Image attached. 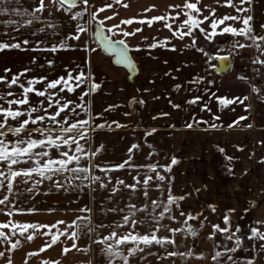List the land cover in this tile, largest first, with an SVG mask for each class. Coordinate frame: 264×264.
Returning <instances> with one entry per match:
<instances>
[{"label":"crops","instance_id":"crops-1","mask_svg":"<svg viewBox=\"0 0 264 264\" xmlns=\"http://www.w3.org/2000/svg\"><path fill=\"white\" fill-rule=\"evenodd\" d=\"M233 2L238 3V0ZM37 3L38 0H19L18 5L11 6L31 10ZM105 3L113 4L112 9L98 12L100 19L105 16L112 17L104 21L105 25L110 27L119 24L120 28L128 32L141 29L129 36H124L115 29L111 32L108 28L103 29L114 42L123 40L127 44L136 68V75L132 80L129 71L116 65L114 58L103 52L94 42L92 25L98 22L90 19V13L103 7ZM184 3L185 0H121L119 4L115 0H90L89 11L84 13L82 18H74V13L80 10L81 5L65 11L66 7L60 8L58 1L45 0L44 11L38 13L40 18L34 19L31 25L26 26L11 23L21 20V17L0 13V43L21 44L19 48L0 49V76L7 78L0 81V96H5V99L0 100V105L8 107L7 100L19 98L22 92L19 84L10 85L7 82L13 76H19V81L27 86L28 80L33 77L44 76L51 80L65 76L69 71H72L73 75L84 71L86 75H91L100 87L78 102L91 112L90 123L94 122L93 127L96 124L104 125L90 132V139L85 144V151L96 152L92 163L101 167L111 166L127 161L131 155L130 163L133 165L157 166L155 171L147 167L126 166L109 171L106 175L94 167L92 172L104 178L105 183H108L107 176L112 178L106 188H100L98 183H91L89 186L90 182L87 180L69 183L56 174L52 179L33 174L32 179L26 182L17 178L10 195L13 204L0 205V208L5 209L0 211V222L11 220L55 225L51 231L56 232L57 229L63 230L78 216L91 215L90 224L81 223L77 241V248L90 246V250L84 252L71 248L73 241L65 234L58 238L55 245L40 252L41 247L50 243V236L41 235L49 229L38 230L33 239L28 240L27 236L32 232L29 229L24 235L17 233L11 237L13 241L20 240V244L12 251H6L11 244L0 238V251L5 252V257H0V264H6V258L9 257L12 264H44L46 261H54L56 264H89V261L91 264H107L105 258L99 255L101 246L92 241L97 239L96 232L107 235L115 226L114 222H119L121 216L127 212L125 209L124 213H114L110 209L124 208L128 203H135L137 207L148 204L146 213H136L138 220H145V223L136 229L140 233L152 231L157 221L149 219V216L163 211L164 207L168 206L171 211L166 212L159 220V223L166 227H161L157 235L172 236L176 241L175 244H153L146 247L142 254L130 258L132 264H215L211 256L216 251H223L222 246L232 247L235 244V239L228 240L227 234L216 232L212 227H225V215L230 217L233 231L238 217L250 218L246 222L249 224L243 226L240 232L242 242L245 243L241 261H238L239 256L235 253L227 255H233L236 264H246L248 260H253V264H264V241L253 238L250 231L252 227L264 231V225L257 224V221H264V78L244 81L233 70L218 73L215 71L219 66L218 59L213 60L205 55L208 52L215 58L217 54L227 55L231 52L229 58L246 55L264 59V42L257 41L262 44L261 49H257L253 41L230 33L218 34L212 40H207L199 29L194 30L192 36L180 38L174 35V30L186 16L182 14L172 19L175 12L181 11V8L170 6H183ZM198 7L202 10L201 18L213 9L217 18L224 15H251L253 20L250 23L254 31L264 35V28L261 27L264 25V0H250V4L244 5L249 7L250 11L242 14L226 4L225 0H200ZM169 14L171 17L168 20L152 21L151 25L145 19ZM133 17L136 19L130 25L120 23L122 19ZM168 23L172 24L171 29L165 27ZM225 23L242 27L241 21ZM78 26L86 27L87 31L78 33ZM201 26L208 29L209 21H204ZM76 36L80 39H75ZM200 36L202 42H205L204 45H199ZM193 37L195 46H192ZM24 40L29 43L23 44ZM215 40V43L221 46L209 47ZM237 42L247 46L234 48L233 45ZM61 43L65 47L60 48ZM153 43L157 46L149 47ZM53 45L57 46L55 52L51 51ZM200 49H203V52ZM236 50H240V54H235ZM50 60L52 64L48 63ZM213 64L217 67H212ZM6 69L8 71H5ZM229 72L231 73L227 76ZM201 77L203 79H200ZM252 85L261 87L259 95L252 90ZM34 87L42 89L44 82L37 83ZM81 88L87 92V83L82 84ZM8 92L14 95L6 96ZM68 95L73 96L72 93ZM245 96L248 99L243 103L234 102L229 105H223L217 99ZM195 97L200 99L190 103ZM42 99L35 93H29V101L33 105ZM246 105L250 107L246 108ZM77 111L82 118L88 119L87 112L79 109ZM240 117L246 119L240 120ZM233 121L238 123L233 124ZM188 124L192 127H187ZM213 124L216 126L212 127ZM133 144L138 145V148L129 153L128 149ZM221 148L224 152L219 150ZM45 151H50L53 158L58 155L56 149ZM228 156L233 159H227ZM173 158L178 161L176 164L171 163ZM253 158L256 161H251ZM46 159L47 157L42 158V162ZM86 162L87 158L82 157L81 164ZM33 164L34 161H28L27 164L16 167H28ZM156 173L164 175L166 179H155ZM137 174L140 177L145 174L154 177L146 189L148 197L143 196L145 189L142 185H138L135 191L125 188L124 185H116L118 179L124 180L126 184L134 183L133 177ZM57 181L63 187L57 188ZM156 184L161 187L156 188ZM113 185L120 189L118 193L110 192ZM5 194L7 193L0 190V198ZM169 194L184 198L167 205ZM150 200H157L161 206L153 210ZM85 205L92 208L91 214L79 211ZM13 207L25 211L13 212V216L9 217L7 211ZM29 208L35 211H27ZM231 209L234 211H230ZM181 212H184L185 216H181ZM188 213L193 217L206 218L210 222L203 230L195 229V235L184 223ZM58 221L65 223L57 224ZM100 223L107 227L96 228L95 232L88 233V227L95 228ZM128 227L124 225L117 231L122 233L127 231ZM167 228H179L181 231L173 234L167 231ZM3 231L10 235L13 229L5 228ZM213 232L216 234L210 239L209 234ZM65 247L69 248L67 253L63 252ZM141 247L144 246L141 244ZM172 251H191L192 255L168 256L167 253ZM200 253L204 254V259L199 258ZM114 264L122 262L117 258Z\"/></svg>","mask_w":264,"mask_h":264},{"label":"snow or ice","instance_id":"snow-or-ice-1","mask_svg":"<svg viewBox=\"0 0 264 264\" xmlns=\"http://www.w3.org/2000/svg\"><path fill=\"white\" fill-rule=\"evenodd\" d=\"M117 4L121 3V0H115ZM200 0H196V2H191V0H185L183 6L175 5L170 7L181 8V11L175 12L176 17H180L182 14L186 16V19H183L179 22V26L174 30V35H178L180 38L184 36H192L193 31L199 29L200 33H203L207 40H212L218 34L230 33L232 35H241L246 37L247 39L253 41L255 47L257 49H261L262 44L257 43L264 42V35L257 34L252 24L250 23L253 20V16L251 15H224L222 17H215V9H213L208 15H203L201 18V8L198 7ZM90 0H59L60 8H64L65 5L68 8H65V11H70L71 9L77 8L78 5H81L79 11L74 13V18H82L84 13L89 11L88 5ZM225 3L229 6L235 8L237 13H246L250 11L249 7H244V5L250 4V0H238V3H234L233 0H225ZM13 4H19V0H0V13L4 14H14L16 16L21 17L19 21H11L12 24L18 26H26L31 25L34 19H39L38 13H42L45 9V0H38L37 6L29 10L28 8H22L19 6L12 7ZM127 7V4L124 5ZM112 3H105L103 7L93 10L90 13V19L97 21L99 27L96 29L95 35L102 41L105 42L108 48H111L115 51L118 57V63L127 64L130 69H134V63L129 59L128 53L124 48H118L115 46V42L112 40L111 36L103 33L101 30L104 28H108V31L111 32L113 29L120 31L124 36L134 35L135 32L141 31L140 28L135 29V32H128L124 29L120 28L119 24H113L110 27L105 25L104 21L109 20L111 16H105L102 19L98 18V12H103L105 9H112ZM147 11V9H145ZM195 13V14H194ZM30 17V18H29ZM171 17L169 15H158L153 16L150 19L145 18L149 25H151L152 21H162L168 20ZM211 17V19H210ZM136 18H128L122 19L120 21L121 24L130 25ZM204 21H209L208 29H205L201 25ZM226 21H241L242 27H235L232 24L225 23ZM143 22V21H141ZM223 25V27H221ZM51 27V25H49ZM165 27L172 28V24H165ZM264 28V25H261ZM183 29H187L183 31ZM43 31V29H41ZM76 31L78 33H84L87 31L86 27L78 26ZM75 39H80L79 36H76ZM146 39V38H145ZM28 40H24L23 44H28ZM120 44H124L125 48H127V44L123 40L119 41ZM195 38L193 37L192 46H195ZM21 46L20 43L8 44V43H0V49L4 48H19ZM157 45L155 43L150 44L149 47L155 48ZM247 45L241 44L237 42L233 45L234 48H244ZM60 48L65 47L63 43L59 45ZM174 47V46H173ZM57 50V46L53 45L51 51L55 52ZM203 52V49H200ZM205 55H208L205 53ZM231 56V52H228L227 55H219L215 57V59L221 61H227ZM49 64L53 62L48 61ZM253 63H258L260 65H264V59L257 57ZM212 67H217L216 65H211ZM220 70V69H217ZM5 71H8L7 69ZM25 71H28L25 69ZM241 79H246V77L241 76ZM7 78L4 76H0V81H5ZM200 79H203L202 77ZM10 85L19 84L22 92L19 94V98L8 99L7 104L8 107H4L0 105V190H3L7 194L3 195L0 198V205H12L13 201L10 200V195L13 193L14 183L17 178H20L22 182H26L27 180L32 179L33 174H37L40 177H47L48 179H52V176L57 173H71V177H65V180L71 183L74 180H87L89 181V186L91 183H98L100 188L108 187V184L111 183V177L107 176L108 183H105V179L100 175H95L92 172V169L98 168L105 175L112 170L122 169L126 166L128 167H147L151 171H155L156 165H133L130 163L132 157L131 155L128 157V160L123 163H117L111 166L101 167L99 164H93L92 158L96 155V152L93 151H85V144L90 139L89 133L94 132L96 128L104 127L102 124H96L93 127L92 115L91 112L85 105L80 104L78 101L83 99L84 96L95 92L100 85L95 82L91 75H86L84 71H78L76 75H73L72 71L67 72L65 76H59L58 78L48 80L47 77H33L28 80L27 86L24 83L19 81V76H13L10 81H7ZM44 82V87L42 89H38L34 87L37 83ZM87 83L88 91L85 92L83 88H81L82 84ZM179 87V85H177ZM79 89V91H77ZM252 90L256 92L258 95L261 93V89L252 85ZM29 93H35L37 97H42L35 105L31 104L29 101ZM68 93H72L73 96H69ZM12 92L6 93V96H13ZM75 97V98H74ZM5 99V96H0V100ZM200 97H195L190 103H195L196 100H199ZM219 102L223 105H229L234 102L243 103L244 100L248 99L247 96L240 98L235 97L229 99L227 97H217ZM12 105H21L26 106L24 108H13ZM111 107V106H110ZM174 107H179V105H174ZM205 107H207L205 105ZM250 107V105L245 106ZM51 109V111H49ZM81 110L88 113V119H84L80 116L79 111ZM210 111V109H209ZM219 119V117H216ZM240 120L246 119V117H240ZM11 121V122H10ZM238 123V121H233V124ZM119 126V125H118ZM216 125L213 124L212 127ZM232 125H229L231 127ZM251 125H249L250 127ZM187 127H192L191 124H188ZM154 132L155 129H152ZM150 134V133H149ZM81 141H84L82 144ZM264 143V142H262ZM74 146V151H73ZM138 148V145L133 144L129 149V153H132L133 149ZM39 149V151H38ZM45 149H56L58 150V155L53 158L50 151H45ZM221 152H224V149H219ZM47 157L46 160L42 158ZM86 157L87 162L85 164H81V158ZM227 159L231 160L233 157L228 156ZM28 161H34L32 166L28 167H16L22 164H27ZM178 161L173 158L171 163L176 164ZM70 165H74L70 167ZM154 177L152 175L145 174L143 177H140L139 174L133 177L134 183H125L124 180L118 179L116 181V185H124L125 188L135 191L138 185H142L145 189L143 191V196L148 197V191L146 190L149 186L150 182L153 181ZM155 179L159 181H164L166 177L164 175H160L156 173ZM42 182V181H38ZM113 185L110 188V192L115 194L120 191V189ZM79 188V185H74ZM56 187H63L59 181L56 182ZM156 188H160V184L155 185ZM31 191V189H28ZM184 197H175L171 194L167 196V205H172L174 202L182 200ZM151 205L153 206V210L155 208H159L161 205L157 200H150ZM178 206V205H177ZM125 209H127L126 214L122 215L119 222H114V227L111 231L108 232L107 235H102L100 232H96L97 239L93 240L92 243L99 244L100 250L99 255L103 256L107 262V264H114L117 258L122 262V264H132L130 258L136 257L139 254H142L146 247L156 244V245H164V244H175L176 241L172 236L166 235H157L159 229L161 227H166L159 223V220L164 217L166 212H170L171 209L168 206H165L163 211L159 213H153V215L149 216V219L156 220L157 223L152 231H145L144 233H140L136 231L137 227L141 224L145 223L143 218L137 219V212H147L148 204H142L140 207H137L135 203H128L124 208H111V212H120L124 213ZM214 210V208H213ZM0 211H5V209L0 208ZM24 209L19 207H13L12 210L7 211V215L9 217L13 216V212H23ZM27 211L32 212L35 209H27ZM81 212H88L91 214L92 208L85 205L84 208L79 209ZM230 211H234L231 209ZM247 211V210H246ZM181 216H185L184 212L180 213ZM175 219V217H172ZM195 219L188 213L185 218V225H187L188 229L195 234V229L192 228L190 224H188L189 220ZM225 227L221 228L219 225H213L212 227L216 230V232L227 234L228 240L235 239V244L232 247L222 246L223 251H216L214 255L211 256V260L215 262V264H236L233 255H227L228 253H236L239 249L242 239L240 235L237 233L241 232V227L237 225L234 231L231 228L230 217L228 215L224 216ZM78 221L80 223H78ZM87 222L91 223V215L89 216H78L76 219L72 220L67 227L63 230L57 229L56 232H52L51 229L56 227L55 225H45L40 223H20L13 222L11 220L7 222H0V238H3L4 242L11 244L9 249L6 251H12L17 248L20 244V240L17 239L13 241L11 239L12 236H16L17 233L20 235H24L29 229L32 230L31 233L27 236L28 240H32L36 232L42 228L49 229L48 232H43L41 235L50 236V243L45 244L44 247L39 249L40 252H43L45 248L51 247L58 242V238L60 236H64L67 234L68 238L72 239L73 243L71 244V248L82 250L84 252H88L90 250L89 247H84L82 249L77 248V241L80 235V227L81 223ZM64 221H58L57 224H64ZM257 224L264 225V221H257ZM127 225L128 230L122 233H118L117 229L122 226ZM107 225L100 223L93 227H88V233H92L96 231V228L104 229ZM5 228H11L13 231L9 235L3 231ZM167 231L175 234L176 232L181 231L179 228H167ZM251 236L253 238H258L261 241H264V231H261L258 227L251 228ZM215 232L209 234V238H213L215 236ZM141 244L144 247H141ZM69 248L65 247L63 249L64 253H67ZM35 254V253H33ZM168 256H177V255H192V252L189 251L187 253H179V252H168ZM0 257H5V252L0 251ZM226 257V259H225ZM141 259H144L143 256H140ZM200 259H204V254H199ZM6 264H12L11 258H6ZM44 264H56V262H44ZM91 264V261H89ZM246 264H253V260L246 261Z\"/></svg>","mask_w":264,"mask_h":264},{"label":"built area","instance_id":"built-area-1","mask_svg":"<svg viewBox=\"0 0 264 264\" xmlns=\"http://www.w3.org/2000/svg\"><path fill=\"white\" fill-rule=\"evenodd\" d=\"M200 43L199 45H204L205 42H202V37L200 36L199 38ZM216 40L213 42V48L215 46L219 47L221 46L220 44H216L215 43ZM212 43V42H211ZM210 43V44H211ZM206 44H209L206 42ZM201 48V46H200ZM208 54V52H206ZM208 57L210 59H215L214 57H212V55L208 54ZM231 60V64L230 67L228 69L229 70H233L235 71L238 75L246 77L245 80H257L259 78H264V65H260L258 63H253L254 60H250V59H243L241 56H239L238 58H230ZM71 173H68L67 175L63 174V173H57L56 176L57 177H61L64 178L65 177H71ZM76 183H80L82 180H74Z\"/></svg>","mask_w":264,"mask_h":264},{"label":"rangeland","instance_id":"rangeland-1","mask_svg":"<svg viewBox=\"0 0 264 264\" xmlns=\"http://www.w3.org/2000/svg\"><path fill=\"white\" fill-rule=\"evenodd\" d=\"M56 1H58V0H56ZM59 2V1H58ZM99 27V24H93L92 25V30H93V38H94V42H95V44L99 47V48H101L102 50H103V48H102V46H101V44L99 43V41H98V38H97V36L95 35V32H96V29ZM103 52H104V50H103ZM239 52H241L240 50H236V53L235 54H240ZM112 57V56H111ZM239 56H236V58H238ZM244 60L245 59H252L253 58V60H256L257 59V56H254V57H251V56H241ZM113 58V57H112ZM230 73L231 72H229L228 74H227V76L228 75H230ZM244 81H251V80H245V79H243ZM257 84H259V82L257 83ZM259 88H261L260 86H258ZM251 161H256V159L255 158H253ZM250 179V178H249ZM212 219V218H211ZM249 217H238L237 218V225H239L240 227H241V229L242 228H244L247 224H249V223H247L246 224V222L247 221H249ZM209 220H206V218H201V217H197V216H195V219H192V220H190L189 221V224L190 225H192V226H194V229H199V230H203V228H205V226H207L208 224H209ZM236 225V226H237ZM244 226V227H243ZM237 235H238V233H237ZM239 235H240V233H239ZM245 252V243L244 242H241V245H240V247H239V249L237 250V252L235 253V254H237L238 256H239V260L238 261H241L240 259H241V256L243 255V253ZM243 259V261L245 262V259L244 258H242Z\"/></svg>","mask_w":264,"mask_h":264},{"label":"water","instance_id":"water-1","mask_svg":"<svg viewBox=\"0 0 264 264\" xmlns=\"http://www.w3.org/2000/svg\"><path fill=\"white\" fill-rule=\"evenodd\" d=\"M58 1H59V0H58ZM64 7L68 8L67 5H65ZM101 31H102L103 33H105V32L103 31V29H102ZM97 38H98V37H97ZM98 41H99V43L101 44V46H102L104 52H105L108 56H112V57L114 58V63H115L116 65H118V66H122V67H125V68L129 71V73H130V80H132V79L135 77V75H136V68H135V65H134V69H135V70H133V69H130L126 63H125V64L118 63V62H117V61H118V57H117L115 51H113L111 48H108V47L106 46L105 42L102 41V40H100L99 38H98ZM115 46L118 47V48H124L125 51L128 53L129 59L133 62V60H132V58H131V56H130L129 50H128V48H125V45H124V44H120L119 42H115ZM217 62H218V64H219V66H218L217 69H220V70H217V69H216V70H215L216 72H218V73H224V72H227V71H228V69H229V67H230V64H231V60H230V58H229L227 61L217 60ZM196 234H197V231H195V235H196Z\"/></svg>","mask_w":264,"mask_h":264},{"label":"bare ground","instance_id":"bare-ground-1","mask_svg":"<svg viewBox=\"0 0 264 264\" xmlns=\"http://www.w3.org/2000/svg\"><path fill=\"white\" fill-rule=\"evenodd\" d=\"M221 41V40H220ZM213 46V44L212 45H209V47H212Z\"/></svg>","mask_w":264,"mask_h":264}]
</instances>
